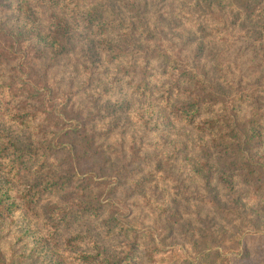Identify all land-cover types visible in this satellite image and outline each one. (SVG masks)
Listing matches in <instances>:
<instances>
[{
	"label": "rangeland",
	"instance_id": "obj_1",
	"mask_svg": "<svg viewBox=\"0 0 264 264\" xmlns=\"http://www.w3.org/2000/svg\"><path fill=\"white\" fill-rule=\"evenodd\" d=\"M86 1L0 0V264H176L191 240L264 264V180L236 170L230 192L198 133L233 99L246 124L264 112V0H107L102 31ZM192 96L208 105L187 123ZM11 140L48 159L23 167Z\"/></svg>",
	"mask_w": 264,
	"mask_h": 264
},
{
	"label": "trees",
	"instance_id": "obj_2",
	"mask_svg": "<svg viewBox=\"0 0 264 264\" xmlns=\"http://www.w3.org/2000/svg\"><path fill=\"white\" fill-rule=\"evenodd\" d=\"M84 1V5H86L87 1ZM113 11L114 7L110 5L107 0H103L98 6L97 4H90V6L87 5L84 13L90 18L89 22L91 27H96L98 28V31H102L108 27L110 20L106 17L111 16ZM65 28H68L67 23L60 19L57 31L61 29L64 30ZM55 35L56 41L59 43L56 31L49 35H45L44 40L54 43L53 40L55 39ZM168 59L171 60L170 57H168ZM198 75H201L198 86L203 87L205 84H210L209 81L206 80L207 74L199 73ZM188 77L189 76H187V78ZM191 77H193L191 80L198 78V76ZM217 86L219 85H216L215 87ZM200 98L192 96L190 102L183 103L186 106L178 108V111L180 112L177 114L178 118L187 123H196L197 118L200 116L198 115L199 110L208 105V102L201 101ZM236 101V99H233L227 105V108H225L227 114H211V120L208 124L207 122H203L198 126V133L200 135H208L211 143H213L214 147L222 155L220 159L222 165L220 168L222 169V172L218 174V177L222 181V185L226 189H229L230 192H233L234 187H236V181L234 178V171L236 170L242 171L240 174L243 177L242 180L249 186L260 188L262 187L261 181L264 180V157L262 155L252 154L254 149L260 150L264 146V112L262 113V116H253L246 124L244 120L240 119L238 116V111L235 109ZM239 102L240 99L238 103ZM238 122H241L242 124H239ZM83 142V147L78 148L79 151L82 150L79 157L86 156L85 158H87V153L95 154V150L90 149L92 146V143H90L91 141H88L87 139ZM17 143V141L14 143V140H11L10 142L11 146L13 145L14 147L13 151L16 153V160L14 162L20 163L23 167L29 168L28 165L24 164L22 161L37 162L41 160L43 162L48 159L46 157V153L48 152L47 148H33L30 151L19 146V143ZM68 145L70 146V148L68 147V151L70 154H74V152H76L74 143L72 144V142H70ZM210 149L211 147L207 146V148H203V152L209 155ZM66 150L67 147H63V151ZM199 164L200 163L195 162V165L199 166ZM201 166L199 172L203 173L204 171H207V165L204 166V164H201ZM194 168L196 169V166ZM90 171L92 170H89L87 173H91ZM86 181H89V179H86ZM233 200L234 205L240 203V199L237 196H234ZM212 203L219 204L218 201H213ZM126 241L131 247L134 244H138V240ZM225 243V240H191V248L194 249L193 256L187 254L186 258L183 259L177 257L176 264H230L229 259L222 255L218 250L223 247ZM100 254H102V264H109L111 262L112 259L109 254L103 252H100ZM93 263L94 261L88 262V264Z\"/></svg>",
	"mask_w": 264,
	"mask_h": 264
}]
</instances>
